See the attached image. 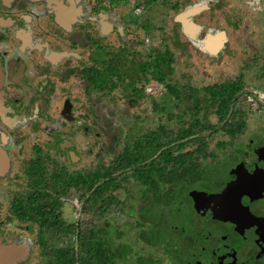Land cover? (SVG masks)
I'll use <instances>...</instances> for the list:
<instances>
[{"label":"flooded vegetation","instance_id":"af4514ba","mask_svg":"<svg viewBox=\"0 0 264 264\" xmlns=\"http://www.w3.org/2000/svg\"><path fill=\"white\" fill-rule=\"evenodd\" d=\"M82 1L88 8L89 0ZM179 1L166 0L164 9L178 7L181 4ZM154 2L156 7L161 0ZM196 2L192 6H179L181 11L176 15L181 32L184 29L186 36L192 37V33L202 26L200 18L197 21L193 15L201 14L204 9L209 13V3H216L215 0ZM84 8L75 0H0V102L5 96L4 84L10 89L6 90L9 94L3 104L4 116L0 114V166L7 165L9 173L0 174V180L18 179L19 168L25 177V152L21 147L25 139V124L22 121L31 122V126L33 122L39 123V130L48 136L46 138L50 143L46 150L38 147L34 157L28 160L35 159L38 150L56 160L54 149L74 147L82 141L91 140L86 136L89 129L86 125L89 123L84 121L88 114L77 112L78 96L65 92H72V86L78 81L82 90H90L93 80L90 64L93 60V32L106 35L105 32L114 30L115 26L108 17L105 18V14L95 16L96 8L82 17L81 10ZM197 8L196 12L186 15L187 22L179 19L181 14ZM108 10L102 9L101 12ZM139 10L138 16L142 8ZM111 18L115 22V17ZM246 18L247 14L245 23ZM204 22L209 24V21ZM190 24L195 30H190ZM235 24L238 25L237 22ZM232 28L233 33L240 31L234 24ZM210 36L206 32L203 42H207ZM223 37L226 39V31H223ZM95 40L101 42L97 36ZM83 62L87 63L84 65ZM26 111L29 112L27 118ZM8 117L14 119L12 125L6 124ZM83 121L85 124L79 129L78 125ZM248 134L241 138L246 146L218 148L214 150L213 157L200 166L197 177H211L215 167L217 171H224L226 177L217 189L192 187L186 190L182 203L171 208L175 221L180 223L185 210L181 227L173 229L187 236L188 233L196 234V238L185 242L168 237V245L163 248L168 264H264V141L251 148L249 144L256 142ZM1 138L4 145L16 147L12 156L3 149ZM193 189L205 191V194L192 198L188 192ZM24 193L25 189L14 191L8 201L10 215L6 214V219L14 217L10 209L11 198ZM0 197H6L0 200V209H4L8 194ZM175 208H178L176 213ZM204 221L209 225L202 226L201 234L198 230L197 233L191 231V226L199 229ZM18 234L0 227V264L24 262L29 247L26 240H16ZM168 252L170 254L167 255Z\"/></svg>","mask_w":264,"mask_h":264},{"label":"rangeland","instance_id":"374dc122","mask_svg":"<svg viewBox=\"0 0 264 264\" xmlns=\"http://www.w3.org/2000/svg\"><path fill=\"white\" fill-rule=\"evenodd\" d=\"M75 1L85 7L81 10L82 17L94 11L93 8H96L94 11L95 16L98 17L99 15L100 17L105 14V18L108 17L113 22V26H115L112 31L108 29L105 32L107 33L106 35L99 34L94 29L93 35L99 37L101 42L99 43L98 40H95V36H92L94 39L93 60L90 64L92 66L93 80L90 90H82L79 84L80 81H78L76 85L72 86V92L70 90L65 92L78 96L76 98L77 112L88 114V118L84 121L87 120L89 123L86 125L87 127L89 126L88 134L86 135L91 140L89 142L85 141L82 146L79 144L74 147H62L61 150L54 149L55 156L60 162L63 161L68 168L79 169L82 166H87L92 156L97 152L103 154L101 157L103 162H108L114 151L119 150L122 147V143L129 139V136L138 138L142 135L146 124L143 123L144 121L133 118V115L136 113L140 115L151 113V99H154L159 105H164L171 113L175 111L182 112V109L172 105L170 96L167 95L165 89L153 81L144 84V96L133 92L123 93L121 91V86L126 85L129 80L140 79V70L146 67L148 55L151 54L154 47H157L153 37L145 35L144 31L136 26L139 9L141 8L138 3L141 0H89L88 8H86L85 2L82 0ZM196 1L180 0L181 4L179 6H192L198 3ZM215 2L213 5L209 3L211 7L209 13H206L207 9H204L201 14L193 15V18L197 21L200 18L199 22L202 21L201 27L203 29L199 27L196 33H192V37L187 35L189 40L187 43L184 41V36H182L186 34L185 30L182 29V34L179 30V22L176 20V15L181 11L179 9L182 6H178L179 8L166 7L162 11L151 10L150 13L154 15V18L163 21L162 26L168 41L167 45L175 56V62L172 64L174 69L173 78L180 83L189 82L196 87H201L214 84L217 80L232 79L240 73L243 74L244 87L238 102L244 110L249 112L247 131L249 132L248 135L256 142L254 145L249 144L252 146L251 148H254L261 140L264 141V0H215ZM102 9L109 10L101 12ZM246 14L247 18L245 21L247 23L244 22ZM111 16L115 17V22ZM204 21H209V24ZM236 22L238 25L235 24ZM233 24L236 27L238 26L240 31L233 33ZM202 31L204 32L203 34ZM223 31H226V39L223 37ZM206 32L211 36L204 43L202 38ZM190 43H193V45H190ZM207 46H210V52L214 53V55L206 52ZM190 47L191 49H189ZM86 63L83 62L84 65ZM117 73L123 76V82H120L121 84L118 88L109 89L110 81L111 79L113 81L116 80ZM141 83L142 81L137 83V86L141 85ZM4 87L6 90H10L6 84H4ZM6 90L2 100L4 102L6 101V95L9 94ZM210 104L212 103L209 102ZM3 109L1 107L0 112ZM28 114L29 112L26 111L25 118H27ZM209 116L214 121L215 115L210 113ZM84 121L80 126L78 125L79 129L80 127L83 128ZM22 124H25V131H23L25 139L21 143V147L25 152L26 161L34 157L38 147L46 150L50 143L46 138L48 136H45L39 130V123L33 122V126H31V122L22 121ZM170 124H172L173 129H177L179 126L175 120L171 121ZM215 139L216 137L210 141L213 150L219 148L215 143ZM88 143L92 147H87ZM1 144L3 149L9 153V156H12L16 147L4 145L2 138ZM236 146L246 145L242 143L241 138H237L228 148ZM104 148H106V151H103ZM238 148L243 149L245 147ZM69 155H72V157H69ZM216 169L215 167L211 171V177L194 178L188 189L192 187L201 190L217 189V185L220 181L222 182L226 174L224 171L221 172ZM229 172L232 173L231 170ZM6 173L8 174L9 172ZM18 175V179L11 177L8 180H0V195L5 196L8 194L5 202L6 207L0 209V227L4 230L18 232L17 241H27L29 247L27 251L28 257L25 254L24 262L19 264H40L44 257L39 254L38 249L34 245L37 226L31 223H20L12 216L10 219L5 218L6 214L10 215L8 201L14 191H23L29 185L27 177H23L20 173V168ZM9 185L12 186L10 187ZM139 189L140 185L138 182L129 179L122 188L114 191L121 206L118 212L111 210L99 225L104 226L108 230V240L112 246L115 247L117 243H121L126 246V249H130V246L133 249L139 248L141 250L139 251L140 255L151 251L152 259L156 261V264H165L166 262L168 264L169 261L166 260V255L163 252L164 246H158L156 249L145 248L143 242L136 236V231L151 225L150 222H144L141 227L136 225L139 222L137 216L139 207L145 208V206H148L140 199ZM191 191L205 192L193 189L188 192L189 195ZM6 197H0V200L1 198L4 200ZM52 197L54 202L60 207L61 219L71 222L81 217L82 213L80 212L77 195L73 192L60 198L52 194ZM191 197L193 198V196ZM145 209L149 210L148 207ZM155 210H157V207H155ZM166 214V224L162 223L166 225L164 237L177 238L181 241L185 240V242L196 238V234L188 233L187 236L173 229L181 227L185 210L181 216V223L179 220L175 221L173 211ZM175 223L178 225L174 226ZM206 225H209L206 221L200 224L201 227L199 229L193 225L191 226V231L197 233L198 230V234H201L202 226ZM157 231L163 230L157 228L154 232ZM118 232H120V236L117 238L116 234ZM124 252L126 253L127 251L124 249ZM133 256L134 254H130L129 258L126 259L127 256L125 254L122 260L116 261V264H129L130 261L131 264H134Z\"/></svg>","mask_w":264,"mask_h":264},{"label":"trees","instance_id":"16d2710c","mask_svg":"<svg viewBox=\"0 0 264 264\" xmlns=\"http://www.w3.org/2000/svg\"><path fill=\"white\" fill-rule=\"evenodd\" d=\"M154 1L138 3L142 13L136 26L145 35H151L157 47L148 55L146 67L140 70V79L129 80L121 86V91L144 96V84L153 81L165 89L171 104L182 112L171 113L151 99V113L133 115L146 124L144 133L138 138L129 136L106 163L101 158L103 154L97 152L87 166L75 170L63 161L51 159L41 150L35 159L25 161L29 185L24 195L16 194L11 198L10 209L19 221L37 226L34 245L44 257L40 264H116L125 254L126 259L134 254V264H156L151 251L140 255L139 248L130 246L126 249L121 243L112 246L108 230L99 225L111 210L118 212L121 206L114 191L122 188L129 179L138 182L139 197L149 210L139 207L136 225L141 227L144 222L151 225L136 231V236L148 249L168 245V237H164L166 225L162 224H166V213L182 203L200 166L213 157L210 141L216 137V145L224 148L235 138L248 133L249 112L238 102L244 87L243 74L201 87L173 78L175 56L167 45L163 21L150 13L151 10L162 11L167 2L161 0L155 7ZM182 36L187 43L188 37ZM210 51L207 48L206 52L214 55ZM141 81L138 87L137 83ZM120 82H123V76L117 73L116 80L111 79L109 89L118 88ZM210 113L215 115L214 121ZM173 120L179 124L177 129L170 124ZM88 144L87 147H92ZM72 192L77 195L82 215L69 222L61 219L60 207L52 194L60 198ZM174 210V213L178 212V208ZM157 228L163 231L154 232ZM119 236L120 232L116 234L117 238ZM133 250L138 253L135 255Z\"/></svg>","mask_w":264,"mask_h":264},{"label":"water","instance_id":"95a60500","mask_svg":"<svg viewBox=\"0 0 264 264\" xmlns=\"http://www.w3.org/2000/svg\"><path fill=\"white\" fill-rule=\"evenodd\" d=\"M198 10V8L197 9H191V10H189L187 13H185V14H181L180 16H179V19H181V21H183V22H185L186 21V19H185V17H186V15L187 14H190V13H194V12H196ZM187 22V21H186ZM189 28H190V30H195V27H194V25L193 24H190L189 25ZM213 49H214V47L212 48V51H213ZM205 193L204 192H197V191H191V193H190V195L191 196H193V197H196V196H203Z\"/></svg>","mask_w":264,"mask_h":264},{"label":"crops","instance_id":"0c3cea01","mask_svg":"<svg viewBox=\"0 0 264 264\" xmlns=\"http://www.w3.org/2000/svg\"><path fill=\"white\" fill-rule=\"evenodd\" d=\"M6 102V101H5ZM3 104H4V101L3 102H0V105H1V107H3ZM0 107V108H1ZM0 114H2L3 116H4V114H3V110H2V112H0ZM10 115H12L11 113H10ZM13 116V115H12ZM16 118V117H15ZM15 121H14V119L13 118H10V117H8V119H7V124H9V125H12L13 123H14ZM3 167V168H2ZM6 172H8V168H7V165H1L0 166V174H4V173H6Z\"/></svg>","mask_w":264,"mask_h":264}]
</instances>
